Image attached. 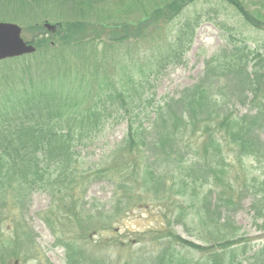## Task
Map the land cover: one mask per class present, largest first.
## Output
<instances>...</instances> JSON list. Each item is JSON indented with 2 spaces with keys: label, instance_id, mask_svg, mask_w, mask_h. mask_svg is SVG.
Returning a JSON list of instances; mask_svg holds the SVG:
<instances>
[{
  "label": "trees",
  "instance_id": "trees-1",
  "mask_svg": "<svg viewBox=\"0 0 264 264\" xmlns=\"http://www.w3.org/2000/svg\"><path fill=\"white\" fill-rule=\"evenodd\" d=\"M0 1V21L18 22L30 32L27 43L35 47L32 54L0 61V224L31 195L45 191L51 206L43 220L56 237L55 245L65 250L67 264H81L91 254L79 243L89 238V230L96 232V220L108 221L105 217L113 213L111 222H116L132 203L151 199L163 202L170 219L207 218L215 231L211 243L202 245L170 227L156 230L150 240L158 242L159 249L144 259L145 264H264V243L256 249L238 248L245 239L238 236L226 209L235 203L238 207L247 197L253 219H262L264 178L252 173L249 186L242 183L236 193L224 167L225 153L232 151L238 162L246 158L264 165V65L259 52L225 29L227 44L204 61L201 79L162 103L149 101L147 92L139 90L141 82L134 80L138 76L125 73L123 59L130 51L117 52L113 74L106 65L114 47L130 48L143 38L154 42L162 24L189 5L208 0ZM56 1L68 9L61 8L57 15L64 17L52 22L53 30L43 21L27 22L32 7L44 11ZM216 1L234 8L253 28L264 24L257 10H248L239 0ZM99 3L114 10L102 11L105 7ZM193 31L186 23L175 34L168 43V60L182 57ZM116 68L121 75L113 80ZM239 107L249 111L240 114ZM122 120L126 132L109 159L86 166L81 150L108 124ZM97 181L112 185V197L109 206L94 213L97 206L84 201V192ZM207 181L210 186L204 185ZM188 189L191 195L186 196ZM30 232L19 226L13 232L21 247L18 252L30 241ZM3 240L0 258L6 264L4 258L17 259L19 254ZM192 250L199 255L193 261L187 257ZM88 264L99 260L90 257Z\"/></svg>",
  "mask_w": 264,
  "mask_h": 264
},
{
  "label": "rangeland",
  "instance_id": "rangeland-1",
  "mask_svg": "<svg viewBox=\"0 0 264 264\" xmlns=\"http://www.w3.org/2000/svg\"><path fill=\"white\" fill-rule=\"evenodd\" d=\"M106 1L111 4L114 0ZM239 1L248 10H257L264 23V0ZM91 2L93 4L95 0H91ZM108 3V8L99 3L101 8L105 7L101 9L102 11L110 10L109 8L114 10V7L109 6L110 4ZM55 4L57 5H45L46 9L44 11H42V8L32 7L31 13L26 15L28 18V21L27 18L26 21L29 23L43 21V24H52V22L58 21L64 17V15H57L62 11L61 8L63 7L65 10L68 8L66 5L59 3V1H56ZM98 7V4L94 6V8ZM49 8L50 11H47ZM0 16H2L1 1ZM126 19L127 17L121 20L126 21ZM135 21L136 19L133 16L131 22L134 23ZM12 23L21 27L22 39L26 42L29 41L30 32L23 31V27L18 22ZM186 23L194 30L192 40L189 45H185L180 59L168 60L167 53L169 52L168 45L171 42L170 40L174 38L179 30L185 28ZM228 28L232 29L237 37L245 38L252 48L259 52L264 65V24L258 29L253 28L243 21L234 8L216 0L200 1L189 5L179 17L170 23L162 24L159 29L155 30L157 38L154 42L143 38L135 45H133L135 42L131 43L133 46L130 48L126 46L114 47L110 51V56H107L106 65L108 64L109 66V73L113 74V66L120 58L117 52L128 53L130 51V56L123 59L125 73L131 77L133 75L138 76V79L134 80L141 82L139 90L147 92L150 98L149 101L162 103L170 98H177L184 88L192 86L201 79L204 61L225 48L227 44L225 29ZM103 68L106 67L103 66ZM117 70L118 68L114 72ZM117 73L118 75H114L113 80H117L120 77L121 70L119 69ZM247 109V107H239L237 111L243 114L249 111ZM125 132L126 123L124 120L118 123L113 121L108 124L87 148L81 150L83 163L87 166L102 161L101 164H103L109 159L110 153L122 140ZM261 138L264 141V133H262ZM224 167H227L226 176L232 179L236 193H238L239 188H242V183L249 186L248 183L252 173L259 176V179L264 178V165L262 163L259 164L246 158H241L240 162H238L234 151L225 153ZM163 170L166 171V169ZM173 176V182H177V186L179 184L178 173L175 171ZM167 179L171 180L169 175H167ZM210 184L207 181L204 185L210 186ZM207 190L208 186H204L203 191ZM84 194L85 202L97 206V210L92 211L96 213L98 209L103 207L105 209V206L110 205L112 185L108 181L93 182L88 185ZM185 195H191L189 189L185 191ZM233 197H237L234 191ZM235 204L229 205L226 209L231 216L230 220L237 228L238 236H242L245 239L243 240L244 242L238 244V248L245 245V250L256 249L264 243V217L256 221L253 219L250 199L247 197L241 201L238 207ZM50 206L51 199L49 195L45 191L37 192L31 195L23 208L18 205V209L13 213L16 216L13 217L12 212H10L1 222L0 240L4 239V243H8L9 248L14 251L17 249V254H19L17 259L13 257L4 258L3 261L6 264H67L65 250L62 246L55 245L56 237L50 232L43 220ZM164 207L163 202L146 199L144 202L132 203L128 207V211L126 210L127 212L122 213L116 222H111L112 218L110 216L113 213L105 217L108 221H104V219L102 221V218L96 220L93 223L94 226L98 227L96 232L90 233L91 230H89L86 232L87 236L91 234L89 238L79 243L80 246L87 250V253L91 254L88 256L87 261L81 264H88L90 257L98 259L99 264H126L129 262L131 264H145L144 259L159 249L157 248L159 243L152 242L150 235L163 227H170L175 233L194 243L202 245L211 243L213 240L211 233L215 231V224L209 223L207 218H203L206 219V222H202L199 220L201 217L191 215L183 217L180 221L170 219L171 213H168L167 208ZM8 208L10 207L8 206ZM220 225H218V229L223 231L224 228ZM17 226L32 232L28 233L30 241L26 240L24 242L25 248L22 249V252L25 251L26 253L23 254L18 252L21 249L19 242L13 239V232L17 229ZM101 226L104 228H101ZM66 230V233H68L70 229L67 227ZM198 256V252L195 250L187 252L188 259L192 261L197 259ZM0 264H2L1 258Z\"/></svg>",
  "mask_w": 264,
  "mask_h": 264
},
{
  "label": "water",
  "instance_id": "water-1",
  "mask_svg": "<svg viewBox=\"0 0 264 264\" xmlns=\"http://www.w3.org/2000/svg\"><path fill=\"white\" fill-rule=\"evenodd\" d=\"M47 30H53L54 24L44 23ZM35 47L21 37V27L12 22L0 21V61L32 54Z\"/></svg>",
  "mask_w": 264,
  "mask_h": 264
}]
</instances>
